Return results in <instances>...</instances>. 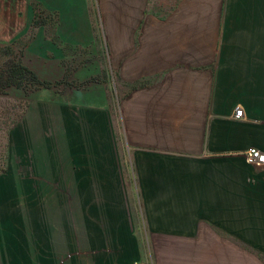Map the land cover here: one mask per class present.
<instances>
[{"label": "crops", "instance_id": "1", "mask_svg": "<svg viewBox=\"0 0 264 264\" xmlns=\"http://www.w3.org/2000/svg\"><path fill=\"white\" fill-rule=\"evenodd\" d=\"M100 19L118 116L30 103L0 175V264H264V167L245 160L264 153V0H0L1 31L38 29L44 78L64 75L51 32L90 46Z\"/></svg>", "mask_w": 264, "mask_h": 264}, {"label": "rangeland", "instance_id": "2", "mask_svg": "<svg viewBox=\"0 0 264 264\" xmlns=\"http://www.w3.org/2000/svg\"><path fill=\"white\" fill-rule=\"evenodd\" d=\"M25 13H16V20H20L24 24ZM38 15V14H37ZM13 14L11 12L5 13V20L7 18L8 23H11ZM18 16L20 18H18ZM6 26V24H5ZM26 28H17L15 35L12 36V32L0 30V68L9 60L20 59L27 66H35L40 72L47 71L45 67V61L35 60L33 54L28 52L30 41L35 35L38 29L32 28L31 30ZM50 31V30H48ZM95 41L90 46L73 47L69 45L59 44L57 30L54 29L51 35L53 41L59 48L65 51V60L63 61L64 75H56L49 78L41 77L51 83L63 82L70 84L65 86L62 84L50 90L36 91L32 95L33 101H76V99L100 100V103L107 104V100L112 102V111L118 116V106L115 104L120 100L121 94L114 91V78L111 77L108 70V57L106 37L103 30V21L100 19L97 25L94 26ZM77 93V94H76ZM12 94V95H11ZM7 97L0 98V175L2 171H8L9 155H10V133L11 130L21 121L23 118V112L26 109V102L18 101L16 98L22 99V92L14 91ZM98 98V99H97ZM99 102V101H97ZM118 127V126H117ZM120 133V130H117ZM119 138L120 135H119ZM49 192V191H47ZM57 193V192H55ZM54 194V190L50 191V195ZM49 196L46 197V199ZM131 196H129V199ZM50 197L47 199L49 201ZM133 200V199H132ZM131 200V201H132ZM12 201V200H10ZM136 207L138 206V200H133ZM54 207V206H52ZM73 214V219L69 221V227L75 228L74 220V206H70ZM1 211V210H0ZM70 213V210H69ZM2 222H0V234L4 231ZM135 227H139V222L135 221ZM3 239L0 236V240ZM1 242V241H0ZM150 259V258H148Z\"/></svg>", "mask_w": 264, "mask_h": 264}, {"label": "trees", "instance_id": "3", "mask_svg": "<svg viewBox=\"0 0 264 264\" xmlns=\"http://www.w3.org/2000/svg\"><path fill=\"white\" fill-rule=\"evenodd\" d=\"M62 84L69 85L65 81L53 84L43 80L36 71L24 64L21 58L9 60L0 68V98L7 97L14 91L22 92V99H16L26 102L24 114L32 102V95L36 91L50 90Z\"/></svg>", "mask_w": 264, "mask_h": 264}, {"label": "built area", "instance_id": "4", "mask_svg": "<svg viewBox=\"0 0 264 264\" xmlns=\"http://www.w3.org/2000/svg\"><path fill=\"white\" fill-rule=\"evenodd\" d=\"M234 118L237 120H241L245 118L243 108H236L234 112ZM245 160L247 164L262 168L264 167V153L257 148L249 149L245 154Z\"/></svg>", "mask_w": 264, "mask_h": 264}]
</instances>
